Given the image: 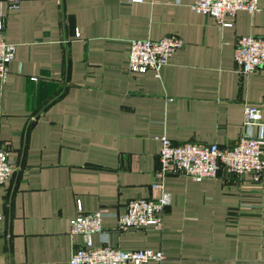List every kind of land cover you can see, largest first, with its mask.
<instances>
[{
    "label": "crops",
    "instance_id": "crops-1",
    "mask_svg": "<svg viewBox=\"0 0 264 264\" xmlns=\"http://www.w3.org/2000/svg\"><path fill=\"white\" fill-rule=\"evenodd\" d=\"M194 2L0 0L16 45L0 78V145L14 161L0 186V264H69L78 201L105 209L94 245L165 255L140 264H264V173L158 175L159 136L228 147L245 132V105L264 104V69L244 74L234 58L238 37L264 36V0L226 16L231 26ZM169 34L184 46L161 77L130 71L132 39ZM163 190L162 229H117L130 199Z\"/></svg>",
    "mask_w": 264,
    "mask_h": 264
},
{
    "label": "built area",
    "instance_id": "built-area-1",
    "mask_svg": "<svg viewBox=\"0 0 264 264\" xmlns=\"http://www.w3.org/2000/svg\"><path fill=\"white\" fill-rule=\"evenodd\" d=\"M15 8L21 0H8ZM134 3L143 0H131ZM192 8L207 16H214L222 26L226 16H234L240 10L251 14L259 10V0H195ZM5 21L0 10V78L5 79L10 62L15 58L16 45L5 39ZM184 46V41L176 34H169L159 40L132 39L130 41L129 69L132 72L152 70L161 77L163 67L170 57ZM234 58L240 72L255 73L264 69V36L243 35L238 37ZM245 132L231 146L220 147L217 143L201 144L196 142L174 143L168 136L161 135L160 161L158 173L181 174L200 181L214 178L223 172L226 177H242L247 173L260 179L264 173V133L254 134L253 128L264 129V104L247 103L244 110ZM14 172V161L5 144L0 145V186H3ZM172 202L169 191L159 195L132 198L127 203L125 213L118 216L117 229L128 231L154 227L162 229L163 214ZM105 209L86 212L78 201V214L70 220L71 235H79L82 244L75 246L69 264H128L145 263L149 260L161 261L162 251L150 248L122 250L107 245H94V235L102 232V219ZM3 217L0 211V219Z\"/></svg>",
    "mask_w": 264,
    "mask_h": 264
}]
</instances>
